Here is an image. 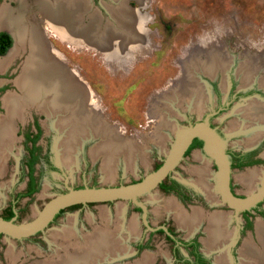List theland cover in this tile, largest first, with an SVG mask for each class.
<instances>
[{
    "label": "rangeland",
    "instance_id": "rangeland-1",
    "mask_svg": "<svg viewBox=\"0 0 264 264\" xmlns=\"http://www.w3.org/2000/svg\"><path fill=\"white\" fill-rule=\"evenodd\" d=\"M86 1L90 10L96 11L101 17L102 25H105L103 28H106L109 23L114 24L109 17V9L118 7V2L114 0ZM25 2L27 3V10L25 9L27 23L35 24L45 41L51 44L52 51L59 54L61 64L75 71L89 90L92 104L85 109L99 116L106 128L114 131V127L121 140L123 142L128 140L134 150L136 152L139 150L144 157L137 155L132 160L134 164L132 168L128 167L123 157H120L116 163L114 177L106 179L103 170L104 159L94 158L91 153L92 148L97 146L102 138L93 136L85 138V141L83 140V143L78 146L76 165L72 168L66 167L59 161L57 146L59 142L57 141L61 136L60 132L50 125V122L54 121V126H57L59 120L54 117L49 119L44 111L39 110L35 105H30L25 109L24 117L15 120V158L11 153L7 155L6 172L0 176V217L7 215L9 204L14 198L13 194L15 193L16 198L19 192H25L26 158L29 154L25 135L27 132H35L33 124L36 121L41 126L37 146L40 148L42 157L35 167V175L40 174V183L34 194L15 201V220L18 223L31 221L49 199L67 191L68 188L129 184L142 179L166 157L177 131L188 124L202 121L206 113H213L212 123L224 130L228 135L226 142L232 148H250L256 142L245 145V141L252 137L253 130L261 129L264 132V122L259 127L246 129L247 123L252 125L254 122L245 120L242 107L248 103L247 99L255 98V95L226 98L231 82H234L237 89H245L253 85L264 89L259 84V78L264 76V0H126L127 6L140 13L144 19L142 26L144 37L138 41H131L132 44L124 49L121 47L122 50H119L120 46L116 48L112 46L110 53L100 47L91 46L87 39L76 41L73 36H70V39L55 34L56 32L43 18V12L36 6L35 0H25ZM19 4V0H0V10L4 6L16 9ZM119 9L120 7L116 10ZM89 17L85 15L82 23H88ZM27 53V50H21L13 64L0 71V115L5 113L2 97L7 93L19 92L15 80L20 74ZM6 54L5 56L8 55ZM210 54H222L223 57L230 58V63L222 67L221 61L224 59H220L219 65L223 72L217 71L219 67L217 64L214 69L216 74L213 76L207 75L206 69L198 68L197 72L202 70L205 73L196 75L198 82L206 91L204 92L205 106L192 108L189 106L188 97H184L182 100L184 102L181 104L177 101L171 105L169 102L162 103L160 98L162 94L177 84L178 80L186 74L185 62L190 58L204 60ZM254 55H258L259 58ZM244 62L249 65V68L251 64L259 65V67L255 71L254 79L251 77V80L241 84L237 69ZM243 66L241 69L244 68ZM224 75L226 85L223 88ZM246 78L245 74L244 79ZM225 102H228L225 104L226 109H218L220 104ZM260 104L264 105L262 102ZM201 108H203L202 114L198 113ZM163 111L167 112V115L164 114L167 121L164 125L160 124L158 128V122L161 119L159 113ZM233 123L238 126L234 127ZM67 126L68 124L63 127L67 128ZM235 130V133H229ZM60 131L63 132V129ZM162 136L164 141L161 143ZM262 138L264 134L257 142ZM195 150L197 149L186 155L171 174L188 186H195L194 182L197 183L195 180L198 174L193 170H197L202 164L206 165L207 172L209 171L207 185L211 192L213 190L216 202L211 204L199 190L196 191L199 197L188 205H184L183 209L190 210L194 206L203 207L207 211L222 209L229 213L231 218L229 227L236 231L235 229L243 220L240 214L233 213V209L220 201L216 190L215 163L204 152ZM260 151L264 153V143ZM197 153L200 154L203 162L195 159ZM45 155L56 170L50 168L47 158H44ZM251 169H257L261 173L254 187L247 188L238 180V176L246 174ZM263 175L264 159L254 166L232 169L235 191L243 194L252 193L259 186ZM153 197L157 199L153 201ZM174 198L173 195L164 194L159 187H155L141 195L139 201L146 206L147 218L151 226L169 224L180 236H183L185 232L178 228L177 218H174L173 210H169L170 206L167 205V202ZM120 206L123 207V212L118 210ZM262 208H264V201ZM254 216H256L255 219H263L259 215L254 214ZM132 219L138 222L139 232L136 236L132 235L129 229ZM107 220L110 221L108 223L110 228H119L116 235L124 236L125 243L132 251L111 261L104 260L101 264H134L143 258L142 254L145 252L154 255L150 264H171L170 244L162 233L153 234L148 239L146 248L136 251L134 245L141 240L145 243L144 238H147L148 233L143 226L142 218L135 211L133 201L125 199L67 207L50 225L35 235L21 239L0 235V264H42L57 260L56 255L67 253L69 245L76 243L75 241L80 239L78 237L90 235L94 230L104 229L100 227H104ZM72 224L74 228L70 226ZM64 228L71 229V233L64 232ZM198 229L201 231L203 228ZM248 233L249 230L242 234L240 243L236 247L238 256L236 259H230L231 264H240V244L244 238H247ZM201 249L205 251L203 245ZM65 250L68 251L65 252ZM216 251L212 250L209 255L214 257L217 254Z\"/></svg>",
    "mask_w": 264,
    "mask_h": 264
},
{
    "label": "bare ground",
    "instance_id": "bare-ground-1",
    "mask_svg": "<svg viewBox=\"0 0 264 264\" xmlns=\"http://www.w3.org/2000/svg\"><path fill=\"white\" fill-rule=\"evenodd\" d=\"M19 2V7L16 9L4 6L0 10V28H9L16 40L9 51L10 53L8 52L7 56L4 55V57L0 58V71L13 64V61L21 50L25 49L28 51L19 72L20 74L15 80L19 92L7 93L3 97V104L7 112L6 115L0 117V176L5 171L7 148L12 147L14 144L15 120L17 118L22 119L25 109L30 105H35L39 110L44 111L49 119L50 117H54L59 120L57 126H54V121H51L50 125L60 132L61 136H59V141H57L59 143L56 145L58 146L59 161L66 167L72 168L76 165L78 146L83 143V140L87 137L97 136L101 137L102 141L92 148L91 153L94 158L101 157L104 159V178L112 179L114 177L116 163L120 157H123L127 161L128 167L132 168V160L137 155L141 157H144V155L141 152L139 153V150L136 152L128 140L123 142L114 127V131L106 128L99 116L85 109L89 104H92L89 90L79 79L75 71L69 70L61 64L59 54H56L54 50V52L52 51L51 44L45 41L35 24L27 23L25 11L27 3L25 0H19ZM35 4L43 12V18L49 23L50 28L56 32L55 34L70 39V36H73V39L76 41L87 39V42L90 44L97 43V45L99 44L105 48V51L108 50L107 52L109 53L112 50V44L115 42L120 44L119 50H122L126 46L129 47V44H132L131 41L142 39V33H144L142 28L144 19L140 16V13L128 9V7H122L118 11L110 9L114 24L109 23L106 28H101V18L95 13L90 15L91 22L89 25H82L80 21L82 18L81 12L89 10L86 0H35ZM219 61L220 58L218 56L211 54L204 60L190 58V60L185 62L186 76L184 75L178 80L177 84L162 94L160 97L162 103L169 102L171 105V103L177 101L181 104V102H184L182 101L183 98L188 97L189 106L193 108L205 106L204 100L206 96L204 92L206 91H204V87L201 86V83L196 78L197 70L201 67L204 70L206 69L207 73L214 75L215 66L219 64ZM229 62V60L221 61L222 67L223 65L228 66ZM245 74L247 76L246 80H251L252 75L249 72ZM166 107L170 106L166 105ZM202 110L203 108L199 109L198 113L202 114ZM243 110L247 112L250 120L264 119V106H261L254 100L246 108L244 107ZM164 114L167 115V112L163 111L159 113L161 119L158 122V128L160 124L164 125L167 121ZM248 122L250 121L248 120ZM66 124H68L67 128L63 127ZM247 124V127H249L250 123ZM170 125L173 126V124ZM170 125L168 126L171 128ZM233 125L234 127L238 126L235 123ZM61 129H63V132L60 131ZM256 135L258 134L255 133L253 135L248 144L256 141ZM161 138L160 142L162 143L164 136ZM195 159L203 162L199 153L195 154ZM193 171L198 174V178L195 180L197 183L194 182V184L208 198L215 200L213 196L214 192L213 190V193L211 192L206 181L209 175L207 166L202 164L200 168ZM260 173L257 169H251L246 174L238 176V180L243 182L242 184L248 186V188H252L255 181L259 179ZM152 199L154 201L157 198L153 197ZM167 205L170 206L169 210H173L178 224L187 229L188 232H191L198 225V222L203 219L200 210L194 209L192 214H188L182 210L181 206L174 199L168 201ZM122 208L120 206L118 210L123 212ZM228 219L229 217L223 214L210 219L211 226L208 228L209 238L205 240L208 248L212 249L214 246L217 247L229 241L231 235L226 228ZM109 222L107 220L106 225ZM216 223L218 224L217 228L214 227ZM137 226L138 222L132 219L129 223L132 235L136 234ZM257 229L258 237L262 241V247H256L254 244L246 241L241 249V258L243 261L263 264V221H258ZM64 232L71 233V229L64 228ZM124 243V236L116 235L115 232L108 228L98 229L95 235L82 239L81 243L73 251L67 250V253L59 254L55 262L50 261L42 264H93L98 260H103L109 253L110 255L113 254V257L123 254L126 251ZM113 257L112 259H114ZM228 257L227 251L222 252L217 257L218 264H229L230 260H228ZM150 258L151 254L145 253L143 261L148 262Z\"/></svg>",
    "mask_w": 264,
    "mask_h": 264
},
{
    "label": "flooded vegetation",
    "instance_id": "flooded-vegetation-1",
    "mask_svg": "<svg viewBox=\"0 0 264 264\" xmlns=\"http://www.w3.org/2000/svg\"><path fill=\"white\" fill-rule=\"evenodd\" d=\"M114 1L115 2H118V5H117L118 7H114L112 9H117L119 7L120 8H122V7H128L127 6V3H126V0H123L124 2H122V1L119 2L117 0H114ZM128 9H130V8L128 7ZM111 10L109 9V17L112 20L113 18H112V12H111ZM131 10H133V9H131ZM90 11L91 10H90V6H89V10H87V11L84 10L83 13L81 12V16H82V18L80 20L81 23H82V19L84 20V16L85 15H89L90 16V15H92V14L95 13L96 15L99 16V14H97V12L96 11H93V10L91 11V13H87V12H90ZM90 22H91V19L89 17L88 18V23H85V24L82 23V25L87 26V25L90 24ZM100 24H101V26H100L101 28H103L105 26V25H102V21H101ZM0 31H6V32H8L11 35V37H12V46L11 47H13L14 43L16 42L15 36H14V34H12L13 32L10 30L12 32L11 33L10 31L5 30V29H2ZM142 37H144V36H142ZM90 45L91 46H95V47L102 48L101 46L97 45V43H95V44L94 43H91ZM112 46H114L116 48V47H119L120 44L118 42L117 43L115 42ZM102 49H105V48H102ZM216 56H218L222 60L224 59V60H229L230 61V58L229 59L228 58H225V57L222 56V54H220V55L219 54H216ZM259 56H261V54H259ZM259 56L258 55H254V57H256V58H259ZM253 60H255V59H253ZM229 63H228V65H229ZM249 64H251V63H249ZM243 65L247 66L246 69H244V68L241 69V67ZM218 66L219 67L217 68V71L218 70L219 71L221 70V72H223L219 64H218ZM258 67H259V65L251 64V68H249V65L247 63H245V62L242 63V64H240L239 68L237 69V72H238L237 74H238V76H239V78L241 80V84H245L247 81H249V80L244 79V75H245L246 72H249L252 75L253 79H254L255 78V71H257V68ZM198 73H204V72H202V70H200V71H198ZM215 74H216V72H215ZM207 75L211 76L212 74L208 73ZM262 76H261V78H259V84L264 88V76L263 77ZM225 85H226V76L224 75L223 76V79H222V87L224 88ZM241 95H244V96L255 95L256 96L255 98L253 97L254 99L253 98L252 99H247L246 101H248V103L245 106H243L242 109H244V107L246 108L251 103V101H253V100L256 101L258 104H260V102H263L264 103V89H262L258 85H253V86L247 87L245 89H237V87L234 84V82H231L230 85H229V87H228L227 93H226V98L227 97L229 98V96L232 97V98H237V97H239ZM3 97H2V106L5 109V113L3 115H0V117L6 115V112H7V110H6V108L4 107V104H3ZM225 104H228V102H225V103L220 104L221 106L218 109H226V105ZM261 106H264V105H261ZM240 110H237V111H240ZM243 112H245V111L243 110ZM212 114L213 113H206L205 114V117L208 118L210 126L213 127V129H215V131L220 136H222L223 138L226 139V134H225L224 130L220 129L219 127H216L212 123V119H213V117H212L213 115ZM243 116L245 117V120H249L251 122H254L252 125L250 123L251 126L246 127V129H252V128H255V127H259L264 122V119L263 120H259L258 119L256 121L250 120V117H248L247 112H245ZM33 125L35 127V132H27L26 135H25V139L27 140V143H28L27 144L28 145L27 147H28V151H29L28 152L29 153L28 154V157L26 158V164L31 159L30 149H31V146H32L31 141H29L27 139V135H29L30 138H31V137H33V135L36 134V132H37V128L36 127L37 126H39L40 129H41V126L38 124L37 121L34 122ZM253 131L254 132L252 133V137H253V135L255 133L258 134V135H256L257 136V139L255 141L256 143L254 142L255 144L253 146H251L250 148H241V149H237V148H234V147L232 148V147L228 146V143H227L226 149H225V152H226V154L228 156V159H229V162H230V168H231V173H230V190H231V192L233 194H235V195H237L239 197H245L248 194L238 193V192L235 191V189H234V182H233V178H232V169H235V168L236 169H243V168H246V167L254 166V165H257L260 161H262L264 159V153L262 151H260V148H261V146L264 143V138H262L261 140H259L257 142V140L259 139V137H261L264 134V132H262L261 129H257L256 131L255 130H253ZM257 131H258V133H257ZM235 132H236V130L235 131H229V133H231V134H233ZM13 136L15 138V130H14ZM252 137H250L248 140L245 141V145H248V142H249V140ZM13 143L14 144H13L12 147L7 148L6 159H7V155H9L10 153L12 154V157L15 158V154H14L15 153V139H14V142ZM36 145H37V143H36ZM194 149L200 150V152L203 153L202 148L195 147V148L191 149L187 154L185 153L184 154V157H186V155H188ZM34 154L36 156V163H34V172L32 173V175H33L32 182H33V187L36 188V189H38L39 183H40V174L37 175V176L35 175V167H36V164L40 161V158L42 157V155H41V152L40 151H35ZM44 158H47V162H48V157L46 156ZM160 163H162V161L159 162V164ZM48 164H49V166H50L51 169L56 170V168H55V166L53 164H50V162H48ZM6 167L7 166H6V161H5V168H4V170L6 169ZM5 172H6V170L4 171V174H5ZM169 176H170L169 179H165L164 185L166 187L170 188V190L169 191H165L162 188H160L159 186L158 187H159V189L164 194H171V195H173L175 197V199L177 200L178 204L181 206V208H184L185 207L184 205H188L190 202L195 201L196 200L195 199L196 197H199L196 191H199L200 189L195 184L194 185L196 187L195 186H188L185 182H183V181H181V180H179L177 178H174L172 176V174H170ZM196 178H197V176H196ZM172 180H175L177 183H173ZM29 183H30V176H29V171H28V167H27V180H26V185H25V191L30 187ZM241 183H243V182H241ZM246 187L248 188V186H246ZM200 193H202V192H200ZM202 194L205 195V197L209 200V202L211 204H214L216 202V200H213V199L208 198L204 192ZM13 195H14V198L11 201V203L9 204V208L7 209L8 212H10V211L12 212L13 211V216L11 218L15 217V208H14L15 207V193ZM220 201H221V198H220ZM263 201H264V199L262 201L256 203L252 207H249V208H246V209H243V210H239V211H235L233 208L229 207L226 203H223L224 205H226L229 208L233 209V213L236 212L237 214H240L241 215V218H242L243 222H241V225H239V227L235 229L236 231H234V229H232V228L229 227V221L231 219L230 218V215H229V213H227L226 211H223L222 209H217V210L216 209H210L209 211H207L205 208L202 207V210L205 213L202 210L198 209V208H194L195 206L190 208V210H191L190 212L186 211L187 209H185V210L182 209L183 211L187 212L188 214H192L193 211H194V209H198V210L201 211L202 218H203L202 220H200L198 222V224L200 223L199 225H197L198 227L197 226H196L197 228L195 227L196 230L192 234L187 235V236L185 234L183 236H180L179 233H177L176 230L174 228H172L169 224H161V225H158V226H155V227L151 226L150 222L148 221L147 215H146L147 225L143 222V220H142V222H143V226L145 227V229H147L148 236H147V238H144L145 239V243L141 240V241L137 242L134 245V247H135L136 251H141V250H143V249L146 248L145 245H147L148 239L153 234H155V233H162V234H164L166 240L170 244V250H169V252H170V261H171V264H196L195 263V256L191 253L192 247H184V246H181V245H179L177 243L179 241L188 242V241H193V240L199 244V246L197 247V251H199L201 253V255L203 257V261H204L205 264H218L217 257L222 252H224V251H227V255L229 256L228 257V260H230V259H236V257L238 256V251L236 250V247L240 243V238H241V236H242L243 233H245V232H247L249 230V233L248 234L250 236L246 234L247 235L246 236L247 238H244L243 241L240 244L241 245L240 248H239V254H240L239 255V259H240L241 258V249H242V247L244 246V244H245V242L247 240H249V242L252 243V244H254L256 247H259V248L262 247V244H261L262 242H260L259 237H258L257 223H258V221H263L264 222V208H262ZM137 207L138 206L134 205L135 211H137L139 213V216L142 218V209L139 207L140 210H137ZM8 212H7V215H8ZM59 212L55 215L54 219L48 225H50L56 219V217L60 215ZM173 214H174V212H173ZM220 214H223V215H226V216L229 217L228 224H227V227L226 228H227V231L229 232V234L231 236H230L229 241H227L226 243L221 244L220 246H217V247L214 246L212 249H210V248H208V246L205 243V240L209 238L208 228H209V226H211L210 219L212 217H214V216L218 217ZM254 214L261 216L263 219H260V218L255 219L256 216H254ZM7 215L5 214V215H2L1 217L2 218H5V217H7ZM176 224H177V226L179 228H181V229L185 230L187 233H189L187 229L181 227L178 224L177 220H176ZM104 225H105L104 227H100V228H108L109 230H112L115 233H117L116 231H118V229H119L117 227H116V229H113V228H110L111 226L109 227V225H106V224H104ZM70 226L72 228H74V225L73 224L70 225ZM160 226H163V228L160 227ZM199 227H202L203 229L200 231V229H198ZM214 227L217 228L218 227V224L216 223L214 225ZM158 230H162V232H158ZM198 230L202 234H204V236H202V234H200V232ZM40 232L41 231H39L37 233H40ZM138 232L139 231H138V228H137L136 234H138ZM230 232H232V233H230ZM37 233H35V234H37ZM95 233H96V230H94L92 232V234H90V235H85V236H82V237H78V238H80V240L75 241L76 243H72L71 245H69V249L68 250L69 251H73L81 243L82 239H84L86 237H91V236L95 235ZM136 234H134V235L136 236ZM0 235H2V234H0ZM167 237H170V238L173 237V239H170L169 240V239H167ZM75 238H77V237H75ZM124 244L126 246V251L123 254L119 255V256H123V255L129 254L132 251L130 249V247L127 245V243H124ZM201 245L204 246L205 251H202ZM214 249L217 250L216 251L217 254L214 257H212L209 254ZM65 252H67V250H65ZM145 253H148V252H145ZM59 254H62V253H59ZM149 254H151V253H149ZM112 255H110V253H109V255L108 256H105L103 260H98V261L94 262L93 264H101V262L104 261V260H106V259L111 261V260H114L115 257H118V256L113 257ZM143 255H144V253L142 254V256ZM56 256H58V255H56ZM112 257L114 259H112ZM153 258H154V255L151 254L150 260L148 262H144L143 261L144 260V256H143V258H141L139 261H136L134 264H150L151 261L153 260ZM54 261H56V260H54ZM250 262L249 261H246V260L243 261L242 258L240 259V264H242V263L243 264H258V263L252 262V261H250ZM89 263H90V261H89ZM229 264H231V260H230V263Z\"/></svg>",
    "mask_w": 264,
    "mask_h": 264
},
{
    "label": "water",
    "instance_id": "water-1",
    "mask_svg": "<svg viewBox=\"0 0 264 264\" xmlns=\"http://www.w3.org/2000/svg\"><path fill=\"white\" fill-rule=\"evenodd\" d=\"M227 136L226 139L228 138ZM194 138L203 141L202 151L216 165V190L222 203H226L235 211H239L252 207L264 199V175L256 190L245 197H239L231 192V168L225 152L226 139L210 126L208 118L205 117L202 121L180 128L175 135L170 151L162 160L160 166L139 181L120 185L68 188L67 191L49 199L39 210L35 218L29 222L18 223L15 220L16 216L11 219L0 217V234L14 239L28 237L39 231H43L62 209L75 204L109 202L120 199L131 200L134 205L140 207L142 209V220L147 225V209L145 204L139 201V197L158 187L171 174L173 169L183 159L185 151ZM160 227L163 228V226Z\"/></svg>",
    "mask_w": 264,
    "mask_h": 264
},
{
    "label": "trees",
    "instance_id": "trees-1",
    "mask_svg": "<svg viewBox=\"0 0 264 264\" xmlns=\"http://www.w3.org/2000/svg\"><path fill=\"white\" fill-rule=\"evenodd\" d=\"M11 46H12V37H11V35L8 32H6V31H0V56L5 55L8 52V50L10 49ZM36 128H37V132H36L35 135H33V137L30 138V136L27 135V139L29 141H31V144H32L31 149H30L31 159L27 163L29 176H30V183H29L30 187L25 192H19L16 195L15 201H18L22 197L30 196L34 192L37 191V189L33 187V182H32L33 175H32V173L34 172V163H36V156H35L34 152L35 151H40V148H39V146L36 145V143H37V140H38V138H39V136L41 134V129H40L39 126H37ZM202 146H203V141L198 139V138H194L192 140V142L190 143V145L188 146V148H187L185 153L187 154L191 149H193L195 147L202 148ZM160 164L157 165L155 167V169L158 168L160 166ZM169 177L170 176H168L166 179H169ZM164 181H162L159 184V187L162 188L165 191H169L170 188H168V187H166L164 185ZM172 181H173V183H177L175 180H172ZM137 210H140V208L137 207ZM62 212H63V209L60 210L59 214H61ZM12 216H13V211L12 212L10 211V212H8L7 217H5L4 219H10ZM15 216H16V213H15ZM158 232H162V230H158ZM167 239L170 240V239H173V237H171V238L167 237ZM177 243L179 245H181V246H184V247H192L191 253L195 256V263L196 264H205L204 261H203V257L201 255V253L199 251H197V247L199 246V244L197 242H195L193 240V241H188V242L179 241Z\"/></svg>",
    "mask_w": 264,
    "mask_h": 264
},
{
    "label": "crops",
    "instance_id": "crops-1",
    "mask_svg": "<svg viewBox=\"0 0 264 264\" xmlns=\"http://www.w3.org/2000/svg\"><path fill=\"white\" fill-rule=\"evenodd\" d=\"M2 29H5V30H8V31H10L8 28H0V30H2ZM11 32V31H10ZM12 33V32H11ZM103 48V47H102ZM195 151H197L198 152V150H195ZM175 199V198H174ZM176 200V199H175ZM177 201V200H176ZM194 208H198V209H200V210H202V208L201 207H194ZM183 209V208H182ZM185 210V209H184ZM186 211H188V212H190L191 210H186ZM203 211V210H202ZM204 212V211H203ZM205 213V212H204ZM200 224V223H199ZM198 224V225H199ZM177 225V224H176ZM198 227V226H197ZM196 227V228H197ZM179 228V227H178ZM196 228L195 229H193L191 232H189V233H187L185 230H183V229H181V228H179L181 231H184L185 232V235L187 236V235H190V234H192L195 230H196Z\"/></svg>",
    "mask_w": 264,
    "mask_h": 264
}]
</instances>
